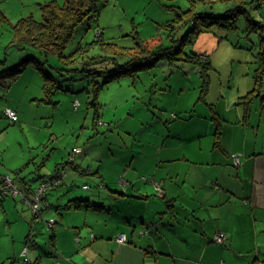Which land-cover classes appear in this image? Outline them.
Wrapping results in <instances>:
<instances>
[{"label": "rangeland", "instance_id": "obj_1", "mask_svg": "<svg viewBox=\"0 0 264 264\" xmlns=\"http://www.w3.org/2000/svg\"><path fill=\"white\" fill-rule=\"evenodd\" d=\"M48 1L51 0H5L1 3V8L13 21L18 14L15 22L30 16L40 21L41 6ZM61 1L58 0L59 3ZM247 1L252 2L247 7L250 9L249 14L252 19L257 23L249 24L243 16L236 19L235 24L230 21L231 25L211 20L213 23L208 26L210 30L203 32L206 27H201L196 31L199 35L197 39H193L194 46H184L180 51L171 49L173 55L168 56V60L167 57L145 60L141 65L145 68L138 66L137 73L124 74L121 78L105 84L99 93L96 92L98 97L95 100L94 91L89 93L87 86L78 83L72 85L69 92L63 89L56 91L52 103H47L48 99L41 89V75L35 74L31 77L27 72L22 78L16 79L17 82L6 85L8 88L0 86V186L3 179H15L17 172H22V177L36 178L33 186L37 188L42 180L37 177L40 172L36 171L35 166H42L43 176L50 175L63 160L70 158L69 155L77 147L84 152L83 155L76 154L79 161L82 158V163L87 164L95 160L101 162L103 159L106 163H111L114 161L111 151L120 147L125 149L134 146L133 151L136 152L144 144V140L154 139L155 133H159L161 137L162 134L165 135L169 131L165 123L169 126L172 122L170 116L172 113L176 114L178 119H188L191 115L197 114L194 124L206 121L212 125L210 108L206 106L210 113V116H206L203 114L204 103L199 104L203 96L206 95L208 102L213 104L214 113H223L225 100L219 99V103L216 104L214 102L221 95V91L225 90L223 97L228 98L231 87L233 85L237 87L236 83H241L244 77V80L250 78L253 82L255 71L259 67V43L262 40L261 36L264 35V18L258 15V12L264 11V0ZM99 6V17L93 15L95 17H92L87 25L79 27L76 31V37L84 38L82 43L97 40L95 35L99 36V31L96 30L103 29V39L106 44L115 42L122 47H131L132 35L138 34L139 40L144 41L150 52L169 45L161 33L165 31L164 27L167 26L165 23L174 17L177 18L180 9L194 10L197 13L205 12L214 18H219L230 4H219L212 0L207 3H203V0H100ZM11 28V24L0 26V57L2 60L7 59L9 66L20 62L22 56V53L16 49L6 50L12 41ZM102 48L101 45L95 44L86 55L114 57L107 56ZM138 51L140 49L132 50L130 55L138 57ZM143 51L141 53L145 55ZM191 53L199 56L206 53L211 56L214 68L210 71L211 80L207 88L203 78L204 67L180 60L186 59ZM117 60V64L121 66L124 65V60L129 58L123 56L118 57ZM103 64L105 62L99 65ZM113 69L114 67L109 68V70ZM262 80L264 85V76ZM100 81L104 83L105 77ZM249 87L253 88L252 85ZM89 90H92V87ZM262 97L264 98V95ZM238 107L243 110L242 105ZM6 108L18 112L19 122L12 123L5 116ZM185 108L189 111H181ZM96 111L102 117V122L106 124L98 127L101 132L106 131L108 125L112 126L108 134L98 138H95L96 131L93 130ZM252 113L263 114L264 118V101L261 97L255 100ZM262 123L259 138L264 141V120ZM223 127L225 129V125ZM113 130L115 131L111 132ZM186 132L188 135L183 134V140L180 142L185 145L189 142V136L193 135V130L187 127ZM195 144H198L197 140ZM76 155L74 154V157ZM108 172L111 173L112 170L109 169ZM65 192L67 190L63 188L51 192L50 202L56 206H62L63 203L65 205L67 202L63 200ZM83 192L87 194L89 189ZM50 213L58 216V219L53 220L55 224L59 221L60 215L54 210ZM27 216L31 222L26 220ZM100 218L103 225L102 216ZM50 219L46 212L43 221L37 220L34 225V234H29L32 221H36L29 205L21 197H16L15 200L6 198L0 202V264H15L13 252L15 250L20 252L25 248L28 235H33V239L46 249L50 248L51 230L47 225ZM65 219L67 222L70 221L68 217ZM89 235L91 240L95 237L91 232ZM75 245L77 247L81 245V241L77 242V237ZM33 250L36 249L31 248L30 255ZM76 252L77 249L74 252L60 251L63 257L58 260V264H79L82 255ZM254 255L255 253L251 254L250 262H254ZM261 256L263 261L260 264H264V250ZM45 260L43 258L42 264H46ZM26 261L22 260L18 264H27ZM50 261L49 264L57 262L51 259Z\"/></svg>", "mask_w": 264, "mask_h": 264}, {"label": "crops", "instance_id": "obj_2", "mask_svg": "<svg viewBox=\"0 0 264 264\" xmlns=\"http://www.w3.org/2000/svg\"><path fill=\"white\" fill-rule=\"evenodd\" d=\"M4 2L0 0V8ZM27 73L35 76L33 70ZM244 78L231 87L228 98L222 90L214 101L225 100L223 113L213 112L206 95L199 101L204 103L206 116H210L206 106L210 108L212 125L206 121L194 124L197 114L179 120L172 113L175 119L169 126L165 123L169 131L144 140L137 152L132 146L113 150V162L91 163V170L80 164L88 174L94 172L91 177L97 183L87 194L83 192L86 181L80 184L82 175L71 172L59 187L67 190L63 200H85L81 207L66 212L58 209L59 222L53 226L55 249H51L58 251V258L63 257L60 251L77 249L82 255L79 264H260L264 250V141L259 135L264 118L263 114L254 115L252 106L260 97L264 101V93L262 87L259 94L249 96L256 83ZM187 127L193 135L185 145L180 142ZM232 154L242 155L239 165L232 161ZM50 211L48 217L58 218ZM26 220L31 222L28 216ZM89 232L95 236L92 240ZM120 234L127 242L116 241ZM76 237L81 240L78 247ZM42 249L29 255L33 264L35 257L44 253ZM22 251L13 252L15 264L26 258ZM252 253L254 262H250ZM43 258L49 264V257Z\"/></svg>", "mask_w": 264, "mask_h": 264}, {"label": "trees", "instance_id": "obj_3", "mask_svg": "<svg viewBox=\"0 0 264 264\" xmlns=\"http://www.w3.org/2000/svg\"><path fill=\"white\" fill-rule=\"evenodd\" d=\"M208 1L209 0H203V3H207ZM212 1H217L219 4H230V7H228L225 13L221 14L219 18H214L213 16L208 15L205 12L197 13L194 10L182 11L180 9V13L177 14V18L174 17L171 21L165 23L167 26L164 27L165 31L161 33L162 36H165L169 45L165 48L157 47V50H150V52L144 45V41L139 40L138 34L132 35L133 45L131 47H122L120 45H117L115 42H108L106 44L103 39V29L96 30L99 31V36L95 35L97 40H94L90 43H82L84 38L75 36L76 31L79 27L87 25L92 17H99L98 13H100V0H62L61 3H59L58 0L48 1L41 6L42 19L40 21H37L34 19V17L30 16L23 17L17 22L11 23L9 17L4 13L2 8H0V26L6 24L12 25V41L6 47V50L9 51V49H16L22 53L20 62H17L10 66L6 62L7 59H0V63L2 64V69L0 70V86H3V88H8L10 83L15 82L16 79L22 78L25 72H28V70H33L35 74H39V76L41 75V89L43 90L45 98L48 99L47 103H52V99L54 98V93H56V91H60L61 89H63L65 92H69L72 85L78 83L80 85L87 86L89 93H92L94 91L93 93H95V100L98 97V95H96V92L99 93V91L105 86V84L113 82V80L115 79L121 78L122 76H124V74L131 75L137 73L139 69L138 66L140 68H145L141 67V65L145 63V60L151 59L153 57H157L158 59L167 57L168 60V56L173 55L171 54V49H179L180 51L183 50L184 46H194L193 39H197L199 35V33L196 31L201 27H206L203 32H207L211 29L208 26H211V24L213 23L212 21H221L222 23L226 24H230V21H232L235 24L236 19L243 16L249 24L257 23L254 19H252L251 15L249 14L250 9L247 7V5L252 2H248L247 0ZM191 12L192 14H190ZM263 12V10H260L258 12V15H260L262 18H264ZM261 37L263 40L264 35H262ZM162 40L160 42H162ZM262 40L259 43V67L254 77L257 88H255V92L250 93L249 96L251 97L259 94L262 87L264 86L262 80L264 76V41ZM95 44H97V46L101 45L107 56L114 57L104 58L102 56H87L86 54L88 53L89 49H91V46ZM138 49H140V51H138V57H132L130 55V52L132 50ZM141 51H143L145 55H143ZM123 56L128 57L129 60H124V65L119 66L117 64L119 59L117 60V58ZM177 59L178 58H176V60ZM180 60L194 65H202V67H204V84L206 88L209 87L210 80L208 79V77L210 75V71L212 70V68H214L212 67L211 56L206 55V53L201 54L200 56L196 55L195 53H191L186 56V59ZM104 62L105 64L99 65ZM110 67H114V69L109 70ZM105 74H107V76ZM103 77H105V81L104 83H101L100 80ZM90 87H92V90H89ZM205 98L206 97L203 96L202 99ZM94 100H92V103L94 102ZM14 111L17 114V119L15 121H10L12 123H17L19 122V115L16 110ZM175 116L176 114H174V117ZM93 124L95 126L93 130L96 131L95 136L101 132L98 127L106 126V124L102 122V117L97 111L95 113ZM108 127L110 129L112 128V126L110 125H108ZM109 128L106 131L102 132L101 135H106ZM215 135L216 137L219 135L218 129ZM215 141L217 142L216 139ZM72 153L69 155L70 158H66L65 160H63L62 163L55 167L50 175L43 176L41 174L42 166H35L36 171L40 172L39 176L37 177L42 180L37 188H34L33 186V181L36 180V178L27 179L28 176L22 177V172H17V177L15 179H11L15 187L24 191V193L28 196L37 192L42 186L46 187L42 199L43 204H41L40 209L37 212H33L34 219H36V221H32V228L29 234H34V225L36 224L37 220L43 221L44 215L47 211L54 210L56 212H59L60 210L61 212H66L72 208L81 207L80 204H82V202L85 200L83 197H78L77 200L71 199L67 201L63 207H58L50 202V193L63 186L69 178V175L71 176V172L76 173L77 171L82 175L83 183L84 181H86V189H90L91 186L94 189L97 187V183L94 182L95 180H93V177H91L92 174L94 175V172H91V174L89 172L88 174L87 170H91V163H95L98 161L95 160L93 162H88L85 165L88 169H82V158H80L79 161V158L76 154L83 155V150H75L74 148V151ZM74 154L76 155V157H74ZM86 155L88 154H85V156ZM2 183H4V179L2 180ZM90 183H94L95 185H91ZM115 191L119 194L123 193L120 190ZM6 198L13 197L8 195L1 196L0 202L4 201ZM50 220L51 221L47 223L48 228L51 230L50 248H47V250H43L41 248L43 246L38 244V242L33 239V235H28L26 237L25 248L28 249V253L23 257H26L27 259L22 258V260H27V264L35 263L31 262V260L28 259L31 248H34L36 250L40 248L44 252L43 254H41L42 256L38 255L35 257V260H37L36 264L42 262L40 260L45 256L49 257V259L54 260L55 262L57 261L56 264H58V260H60L58 258V251L55 252L51 250L55 249L56 233L54 232L53 227L54 219L51 218ZM79 241L81 240L77 237V242L79 243ZM36 250H33V253H35L34 251Z\"/></svg>", "mask_w": 264, "mask_h": 264}, {"label": "built area", "instance_id": "obj_4", "mask_svg": "<svg viewBox=\"0 0 264 264\" xmlns=\"http://www.w3.org/2000/svg\"><path fill=\"white\" fill-rule=\"evenodd\" d=\"M5 116L11 121H15L17 119V114L12 109H6ZM241 154H232L231 159L235 165H239L241 163ZM46 190L45 186H42L37 192L31 194L30 196L26 195L24 191L15 187L12 180L9 178L4 179V183L0 186V197L4 195L12 196L13 198L21 197L23 201L29 205L32 211L35 213L40 209L41 204H43V195ZM219 240H221L219 238ZM116 241L119 243L127 242V237L124 234H120L116 237ZM28 253V249L25 248L22 252V255H26Z\"/></svg>", "mask_w": 264, "mask_h": 264}, {"label": "clouds", "instance_id": "obj_5", "mask_svg": "<svg viewBox=\"0 0 264 264\" xmlns=\"http://www.w3.org/2000/svg\"><path fill=\"white\" fill-rule=\"evenodd\" d=\"M24 250V249H23ZM23 252V251H22Z\"/></svg>", "mask_w": 264, "mask_h": 264}]
</instances>
